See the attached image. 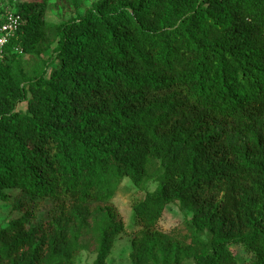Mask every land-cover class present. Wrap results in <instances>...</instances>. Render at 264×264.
Segmentation results:
<instances>
[{
	"label": "trees",
	"instance_id": "16d2710c",
	"mask_svg": "<svg viewBox=\"0 0 264 264\" xmlns=\"http://www.w3.org/2000/svg\"><path fill=\"white\" fill-rule=\"evenodd\" d=\"M47 2L9 12L0 49V201L54 213L0 228V264H106L124 179L131 264H264V0H100L60 23ZM175 204L191 216L162 232Z\"/></svg>",
	"mask_w": 264,
	"mask_h": 264
},
{
	"label": "rangeland",
	"instance_id": "374dc122",
	"mask_svg": "<svg viewBox=\"0 0 264 264\" xmlns=\"http://www.w3.org/2000/svg\"><path fill=\"white\" fill-rule=\"evenodd\" d=\"M24 0H0V28L3 26L4 16L9 12L16 11L18 4ZM100 0H48L45 5V19L50 23H60L77 15H83L86 10L92 8ZM155 183H149L147 191H153ZM5 202L0 201V228L10 220L21 217L24 213L32 215L31 225L48 220L54 213V205L48 200L31 198L19 191H8ZM143 192L136 189L128 179H124L117 187L111 203L118 210L123 221L125 232L115 238L113 247L106 260V264H131L129 255L132 251L131 233L137 229L132 220V205L142 199ZM191 214L182 210L178 205H169L163 212L159 222V229L168 233L179 227L186 217ZM232 254L236 255L244 264V257L237 247H231ZM95 254L84 251L76 257V264H92ZM184 264H193L186 261Z\"/></svg>",
	"mask_w": 264,
	"mask_h": 264
},
{
	"label": "built area",
	"instance_id": "2783aa9c",
	"mask_svg": "<svg viewBox=\"0 0 264 264\" xmlns=\"http://www.w3.org/2000/svg\"><path fill=\"white\" fill-rule=\"evenodd\" d=\"M18 25V17L12 13L6 14V21L0 28V49L7 42L8 38L12 36Z\"/></svg>",
	"mask_w": 264,
	"mask_h": 264
}]
</instances>
